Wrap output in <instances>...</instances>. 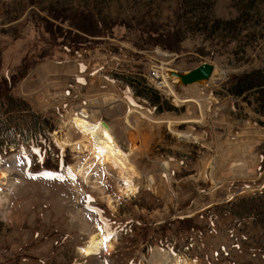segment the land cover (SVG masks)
Instances as JSON below:
<instances>
[{"label": "rangeland", "instance_id": "1", "mask_svg": "<svg viewBox=\"0 0 264 264\" xmlns=\"http://www.w3.org/2000/svg\"><path fill=\"white\" fill-rule=\"evenodd\" d=\"M245 1L0 0V112L24 128L37 115L52 143L0 150V166L14 178L0 187V264H155L159 250L171 259L166 264L177 256L182 263L264 264V211L257 209L264 203V116L228 90L264 66V6L247 15L249 26L236 37L184 21L233 19ZM150 62L178 70L209 62L224 75L209 83L174 77L173 93L146 94L163 103L157 114L118 80L146 84ZM81 109L107 121L123 149L133 148L140 173L132 195L115 169L74 147L82 134L69 116ZM103 223L113 249L80 253Z\"/></svg>", "mask_w": 264, "mask_h": 264}, {"label": "bare ground", "instance_id": "2", "mask_svg": "<svg viewBox=\"0 0 264 264\" xmlns=\"http://www.w3.org/2000/svg\"><path fill=\"white\" fill-rule=\"evenodd\" d=\"M160 51V50H159ZM164 62L161 63V80L160 86L169 89L168 91L173 93L171 89V83L177 79L181 80V75L179 73H175V68H170ZM218 74L219 77L224 75V71L221 69H217L216 66H213L211 80L214 75ZM151 75L153 72L151 71ZM173 76V77H172ZM207 80V79H205ZM172 81V82H171ZM210 80H207L209 82ZM194 101L192 98H187L184 101ZM178 101V100H177ZM132 110H136V108L131 107ZM130 109V110H131ZM137 112V110H136ZM79 114L71 113L69 116V124H71L75 129H77L82 135L81 139L74 143V147L79 150H88V152L92 155V158L102 166H107L108 169H115L118 177L124 181V186L122 191L125 194L134 193L136 189V185L134 184V177L139 176V170L134 165V163L130 160V153L133 152V148H129L127 150L123 149L119 144L116 136L112 132L111 126L107 121L102 119L91 120L88 117V114L85 109H81ZM127 121V120H126ZM153 121V120H152ZM180 138L188 139L189 135L175 132ZM56 142L61 146L69 145V140L67 138H56ZM166 167V163H163ZM82 169L75 171L76 174L81 173ZM74 173V174H75ZM71 175V174H70ZM84 178L87 179V174H83ZM149 181L152 183L153 178L149 177ZM14 184V178L10 176L6 168H2L0 166V187L10 188ZM3 202V199L0 197V204ZM102 231L99 233H93L90 235L87 243L80 248V253L85 256L91 255H99L102 251L106 253L113 249L115 238L113 233L108 229L105 223L101 225ZM155 248V247H154ZM157 250L155 249L154 252ZM161 254L154 253L152 254L151 261L155 264H166L170 262V258L167 255V252L159 250ZM158 256V257H157ZM150 257V256H149ZM175 264H194L181 262V258L178 256L175 258Z\"/></svg>", "mask_w": 264, "mask_h": 264}, {"label": "trees", "instance_id": "3", "mask_svg": "<svg viewBox=\"0 0 264 264\" xmlns=\"http://www.w3.org/2000/svg\"><path fill=\"white\" fill-rule=\"evenodd\" d=\"M260 4L264 6V0H246L245 2H242L237 16L233 19H228L225 21L219 19H201V16L198 18V20L195 21V23L190 22L189 18H184V21H186V26L190 24L192 29H200L203 32H207L209 29H211L212 31H224L227 36L236 37L243 29H246L249 26L250 22L247 15L256 12L255 10H259L258 6ZM201 22H204V25L200 26L199 24H202ZM208 23L210 25H208ZM176 34L180 35L177 37L180 40L184 37L185 31L181 30L180 33L178 31ZM163 38L164 37L161 36L162 40ZM118 80L122 81L126 86H128L129 89L133 90L132 92L134 94H139L147 97L148 101L155 107L157 114L162 112V110L164 109L163 103H155L156 99H150L146 95L152 93L156 95L157 92L155 90H150L146 84L140 81L139 83H137L135 81V78L119 76ZM136 86L137 89H135ZM228 90L230 94L235 97L242 96L244 100H247L250 103L253 102L252 104L254 106V111L258 115L264 116V66L253 69L252 71H249L248 73L237 77L229 86ZM1 96L2 94L0 93V97ZM14 110L15 112H17L16 109ZM5 111L8 112L9 110ZM3 114H6V112H0V150L8 147V145L10 144L16 145V139L19 136H22L21 140L24 143L31 139H34L36 141L45 140L46 142H48V136L45 135L47 131V129L44 128L45 124L39 120L37 115L35 116V118L31 117V122L28 123L27 128H24L14 125V120H10L11 118H9V114L7 116ZM261 193L259 194V197H262L264 199V192L262 194ZM259 208L260 210L264 211V203L263 205L261 204L257 207V209Z\"/></svg>", "mask_w": 264, "mask_h": 264}, {"label": "water", "instance_id": "4", "mask_svg": "<svg viewBox=\"0 0 264 264\" xmlns=\"http://www.w3.org/2000/svg\"><path fill=\"white\" fill-rule=\"evenodd\" d=\"M213 70L211 63L205 62L195 66L184 73H181V81L188 83L192 81H200L202 79H209Z\"/></svg>", "mask_w": 264, "mask_h": 264}, {"label": "built area", "instance_id": "5", "mask_svg": "<svg viewBox=\"0 0 264 264\" xmlns=\"http://www.w3.org/2000/svg\"><path fill=\"white\" fill-rule=\"evenodd\" d=\"M151 71L153 72V76H156V75H157V73H156V70H155V69H152Z\"/></svg>", "mask_w": 264, "mask_h": 264}, {"label": "crops", "instance_id": "6", "mask_svg": "<svg viewBox=\"0 0 264 264\" xmlns=\"http://www.w3.org/2000/svg\"><path fill=\"white\" fill-rule=\"evenodd\" d=\"M130 148H132V147H130ZM129 149V148H128Z\"/></svg>", "mask_w": 264, "mask_h": 264}]
</instances>
